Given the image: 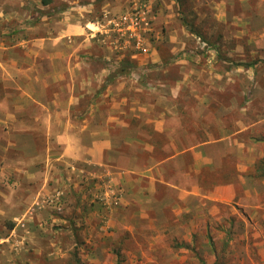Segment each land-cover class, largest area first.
<instances>
[{
	"label": "rangeland",
	"instance_id": "rangeland-1",
	"mask_svg": "<svg viewBox=\"0 0 264 264\" xmlns=\"http://www.w3.org/2000/svg\"><path fill=\"white\" fill-rule=\"evenodd\" d=\"M260 164L264 0H0V264H264Z\"/></svg>",
	"mask_w": 264,
	"mask_h": 264
},
{
	"label": "built area",
	"instance_id": "built-area-1",
	"mask_svg": "<svg viewBox=\"0 0 264 264\" xmlns=\"http://www.w3.org/2000/svg\"><path fill=\"white\" fill-rule=\"evenodd\" d=\"M150 19L145 7L136 6L117 15L105 14L102 22L93 24L91 33L108 34L117 42H130L131 46L142 53L148 50L143 36L148 32Z\"/></svg>",
	"mask_w": 264,
	"mask_h": 264
},
{
	"label": "trees",
	"instance_id": "trees-1",
	"mask_svg": "<svg viewBox=\"0 0 264 264\" xmlns=\"http://www.w3.org/2000/svg\"><path fill=\"white\" fill-rule=\"evenodd\" d=\"M125 61H126V63H130L129 62L130 60H125ZM248 65H249V67L250 66L252 67L253 63L252 64H248ZM187 154L190 155L189 152H186V155ZM148 155H149V153L147 154L146 157H148ZM171 155H172L171 152L163 153L160 156H157V155L153 154L151 156V158L153 159L152 163H155V164L158 163V164H160V167H163L169 161V158H170ZM257 172L259 173V176H264V166L262 164H260L259 167L257 168ZM227 182H229V181H227ZM212 184H214L213 186H215V185H221L223 183L222 182H212Z\"/></svg>",
	"mask_w": 264,
	"mask_h": 264
},
{
	"label": "crops",
	"instance_id": "crops-1",
	"mask_svg": "<svg viewBox=\"0 0 264 264\" xmlns=\"http://www.w3.org/2000/svg\"><path fill=\"white\" fill-rule=\"evenodd\" d=\"M205 146L204 145H197V146H195V147H193V148H191L192 149V153H194L195 151H199V150H201V149H203ZM187 151V150H186ZM191 151V150H190ZM187 152H189V151H187ZM190 153V152H189ZM196 153V152H195ZM3 234H2V232H0V237L2 236ZM4 238V237H3Z\"/></svg>",
	"mask_w": 264,
	"mask_h": 264
}]
</instances>
